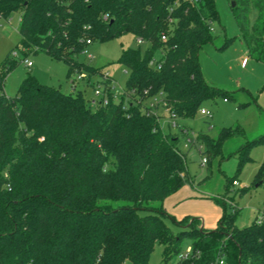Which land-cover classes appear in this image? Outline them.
I'll use <instances>...</instances> for the list:
<instances>
[{"label": "trees", "instance_id": "16d2710c", "mask_svg": "<svg viewBox=\"0 0 264 264\" xmlns=\"http://www.w3.org/2000/svg\"><path fill=\"white\" fill-rule=\"evenodd\" d=\"M228 1L248 54L264 63V0ZM13 14L20 51L63 62L67 76L83 70L102 76L76 59L93 42L131 34L147 47L122 48L123 93L94 108L81 91L63 93L32 76L7 97L4 83L15 61L7 55L0 63V264H149L155 245L167 261L185 238L199 254L193 264H211L219 254L225 264H264V224L239 228L234 212L213 231H200L192 220L173 233L162 207L152 206L190 178L178 139L142 113L143 92L162 93L177 119L193 118L205 101L227 99L206 83L198 63L218 19L213 0H0V18ZM242 132L222 128L216 138L200 134L196 142L208 163ZM258 144L264 134L236 150L238 170ZM255 177L264 190V161Z\"/></svg>", "mask_w": 264, "mask_h": 264}, {"label": "rangeland", "instance_id": "374dc122", "mask_svg": "<svg viewBox=\"0 0 264 264\" xmlns=\"http://www.w3.org/2000/svg\"><path fill=\"white\" fill-rule=\"evenodd\" d=\"M213 1L218 19L212 25L211 42L203 45L198 52V63L206 83L228 94L226 101L222 96L205 101L202 108L209 112V116H203L198 111L191 119H176V128L171 126L168 114L159 108L160 129L164 134L178 139L177 147L185 154V175L190 178L185 187L186 197L192 202L178 204L174 209L176 215L166 213L163 203L152 204L156 208L162 207L167 214L164 221L173 233L189 226L192 220H195L193 225L199 230L213 231L218 228L223 215L228 217L234 212L235 225L242 228L264 213V190L261 186L256 187L258 183L255 177L264 161V144L251 149L250 161L240 170L237 168L238 158L234 155L245 142L264 134V63L248 54L246 43L234 20L232 2ZM256 17L257 12L253 10L249 16L251 25L255 23ZM18 23V14H13L8 20L0 18V63L7 55L15 61L4 83L7 97H14L21 82L32 76L40 84L56 87L63 93L81 91L87 101L96 98L93 89L101 77L86 76V79L79 80V74L67 76V66L52 60L44 52H21L18 46ZM146 47L145 43L138 44L131 34H125L104 43H91L76 59L107 72L114 80L113 91L116 95L122 92L128 77V71L118 63L122 48L143 50ZM25 60L32 63L30 68L26 67ZM81 74L87 73L83 70ZM72 81L75 89L72 88ZM241 104L245 106L239 107ZM230 127H239L243 131L242 135L225 142L221 156L203 163L207 158L196 137L202 134L216 138L220 129ZM232 180H236L238 185L232 186ZM190 243L185 238L181 250ZM162 251V246L155 245L149 264L176 263V255L164 261Z\"/></svg>", "mask_w": 264, "mask_h": 264}, {"label": "built area", "instance_id": "2783aa9c", "mask_svg": "<svg viewBox=\"0 0 264 264\" xmlns=\"http://www.w3.org/2000/svg\"><path fill=\"white\" fill-rule=\"evenodd\" d=\"M211 31H212V28H211ZM161 40L165 41V36H161ZM137 43L142 44L143 42L141 39H137ZM87 44H90V42L87 41ZM24 63L27 68H30L32 66V63L30 61L25 60ZM156 64H157L156 59H154L150 61L149 66L155 67ZM100 77H101V81L97 82L94 85L93 92L96 98L90 100L91 105L92 106L107 105L109 101V94H112V98L114 99V101L118 102L119 95L123 93V90L121 93H117L115 95L113 91L114 90V87H113L114 80L109 76L107 72H103L102 76ZM86 78L87 77L85 74L78 75L79 80H84ZM89 82H90V79H89ZM71 85H72V88L74 89V82L73 84L71 83ZM143 94H144V100L142 102V113L146 116H153L158 120V122H160L161 117L159 115V108H162L168 114L171 120V126L176 128L177 125H176L175 120L177 118L172 112H170V110L164 104L162 100V96H163L162 93H159L154 96H149L148 91L145 90ZM199 113L203 116H209V112L205 111L203 108L199 110ZM183 133L186 134V131H184ZM203 163H207L206 159L203 160ZM231 185L237 186L238 183L236 180H234L232 181ZM254 221L258 225L264 224V213L261 216H257ZM198 258H199L198 252L195 251L191 245H188L176 255L175 264H193V261L197 260ZM211 264H225L224 255L219 254V256Z\"/></svg>", "mask_w": 264, "mask_h": 264}, {"label": "crops", "instance_id": "0c3cea01", "mask_svg": "<svg viewBox=\"0 0 264 264\" xmlns=\"http://www.w3.org/2000/svg\"><path fill=\"white\" fill-rule=\"evenodd\" d=\"M75 89V88H74ZM187 194V188L185 187V185L178 190L177 192H175L174 194L170 195L169 197H167L164 201H163V206H164V210L166 213L168 214H175V207L178 204H181L183 202H192V199H189L188 197H186ZM188 198V199H185ZM196 202V201H195ZM169 206V207H168ZM168 207V208H167ZM176 215V214H175Z\"/></svg>", "mask_w": 264, "mask_h": 264}, {"label": "water", "instance_id": "95a60500", "mask_svg": "<svg viewBox=\"0 0 264 264\" xmlns=\"http://www.w3.org/2000/svg\"><path fill=\"white\" fill-rule=\"evenodd\" d=\"M235 6V3L234 2H232L231 3V7L233 8ZM258 186V184L256 185V187ZM202 230V228L200 229V231Z\"/></svg>", "mask_w": 264, "mask_h": 264}]
</instances>
